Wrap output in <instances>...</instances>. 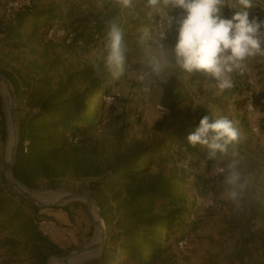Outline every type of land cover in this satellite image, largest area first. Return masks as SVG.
Wrapping results in <instances>:
<instances>
[{
    "label": "trees",
    "instance_id": "trees-1",
    "mask_svg": "<svg viewBox=\"0 0 264 264\" xmlns=\"http://www.w3.org/2000/svg\"><path fill=\"white\" fill-rule=\"evenodd\" d=\"M137 9L141 13V5ZM119 16L118 9H109L102 14L70 20L65 13L58 15L49 8L36 10L31 0L30 7L2 16L0 33L15 47L28 34L48 40L69 39L83 47L103 46L108 22L119 23ZM50 30L53 33L49 37ZM58 30L62 34L57 36ZM87 72L92 74L94 69ZM0 74L11 83L17 101L19 139L12 166L14 178L31 188L39 178L53 183L66 174L74 179L102 176L90 180L89 189L105 223L106 241L98 257L83 264H157L171 240L177 245L185 237L184 230L200 220L195 214V197L187 202L184 194L185 173L208 170L215 175L212 169L218 162L207 159L206 149L187 142L188 135L206 114L196 115L192 110L194 97L183 76L202 82L207 75L188 74L176 68L160 83L158 102L165 110L151 126L158 135L156 139L135 144L119 157L104 161L97 157L96 149L87 145V136L107 121L106 128L111 125L110 105L104 99L107 87L93 83L91 75L86 73H69L64 81L30 75V71L21 72L12 67L0 69ZM240 79L241 89H229L214 98L219 110L215 118L227 117L233 121L231 110L239 109L248 114L264 113V80L256 84L249 98L248 87ZM95 92L98 95L93 103ZM249 102L253 111L246 109ZM215 118L209 116L210 122ZM5 138L6 124L0 105V141L4 142ZM6 183L0 171V232L7 229L8 234L25 238L27 264H47L52 255L64 252L59 243L62 224L58 222V232L52 237L42 236L36 220L53 215L41 213V207L18 195ZM35 195L39 197L38 193ZM25 208L29 210L27 214ZM49 209L67 210L68 206ZM67 216L71 219V214ZM14 243L17 245L19 241Z\"/></svg>",
    "mask_w": 264,
    "mask_h": 264
},
{
    "label": "rangeland",
    "instance_id": "rangeland-1",
    "mask_svg": "<svg viewBox=\"0 0 264 264\" xmlns=\"http://www.w3.org/2000/svg\"><path fill=\"white\" fill-rule=\"evenodd\" d=\"M3 1L0 0V5ZM32 2L36 10L49 8L58 15L65 13L70 20L102 14L109 9H118L121 19L118 25L124 32L127 48L124 75L119 80H114L107 72L104 67L106 53L103 46L83 47L75 45L69 39L48 40L34 34L25 35L19 46L15 47L11 42L4 40L0 33V69L12 67L21 72L30 71V75L50 76L53 81H64L69 73H86L91 75L93 83L101 84L103 88L107 87L108 94L104 99L110 105L111 125L106 128L107 121L98 130L90 131L87 136V145L91 149H96L97 157L104 161L119 157L135 144L154 141L158 135L152 131L151 126L163 114L158 102L160 83L178 68L174 65L176 62L174 48L178 37V21L186 14L184 10L169 11L173 19L168 27L163 20L168 38L162 40V44L167 54L166 58L173 65H169L161 77L154 78L150 91L144 92L136 76L145 67L147 54L155 48V45L148 40L142 45L140 37L146 30L157 34L154 25L161 18L145 7L146 0H134V6L130 9L122 8L116 0H32ZM140 5L143 10L140 9L141 13L137 9ZM252 9H249L250 17L253 13ZM235 11L236 9H233L229 13L227 7H224L222 15L230 19ZM259 19L264 20V11L260 13ZM248 64L257 85H260L264 80V57L257 56L248 61ZM90 69H94L92 74L87 72ZM183 79L194 97L192 110L196 115L206 114L212 118L217 117L219 110L213 103L214 98L220 97L227 90L220 92L216 87L217 81L210 75H207L202 82L189 79L188 75H184ZM232 79L234 87L231 89H241V79L237 73L232 74ZM95 94L96 96L91 100L93 103L97 100L98 93ZM0 105L6 129L8 124L7 142L0 141L1 170L6 158L8 133L11 129L8 114L9 98L2 84H0ZM231 114L240 130L239 144L230 146L229 155L223 157L218 155L215 162L227 168L233 159L232 150L238 151L237 159L240 160L238 169L242 173L243 182L246 183L242 193V206L237 207L224 196L226 170L219 175H212L208 170L199 173L186 172L185 182L182 185L184 194L187 202L195 197V214L199 215L200 220L184 230V247H178L171 240V244L157 264H264V147L262 146L264 113L248 114L243 109H239L231 110ZM253 125L259 126V133H252ZM92 179H102V176L74 179L66 174L57 177L53 183L46 178H39L36 185L31 187L35 191L31 192L38 193L39 198L43 200L56 199L67 191L88 192L97 205L96 198L89 189ZM7 186L11 188L8 184ZM209 199H212L214 204L205 206L204 203ZM65 206H68L67 210L41 208V213L53 215L52 218L62 224L59 243L64 252L60 256L92 242L98 233L85 204L73 201ZM23 211L26 214L29 212L28 208ZM68 214H71V219L67 218ZM6 240L9 241L8 244L2 246L1 243ZM15 241L19 243L16 245ZM26 249L25 238L10 235L7 229L0 232V264H27L24 261L27 256ZM94 254L89 253L86 261L98 257ZM49 264L59 263L49 258Z\"/></svg>",
    "mask_w": 264,
    "mask_h": 264
},
{
    "label": "clouds",
    "instance_id": "clouds-1",
    "mask_svg": "<svg viewBox=\"0 0 264 264\" xmlns=\"http://www.w3.org/2000/svg\"><path fill=\"white\" fill-rule=\"evenodd\" d=\"M116 3L125 9L134 6V0H116ZM145 7L161 17L167 27L173 19L169 11L184 10L186 14L178 21L174 65L188 74L202 72L214 77L220 92L234 87L232 74L247 72L248 61L264 57V20L250 19L253 0H146ZM224 7L236 9L230 19L222 15ZM164 38V32L153 34L147 30L140 37L142 45L146 40L155 45L147 54L145 67L136 76L144 92L150 91L154 78L161 77L165 69L173 65L166 58ZM103 47L104 67L114 80H119L125 72L127 48L124 32L115 20L107 24ZM240 135L235 122L227 117L210 122L209 116H204L195 131L188 135L187 142L206 149L207 159L215 160L218 154L228 156L230 146L239 142ZM231 156L233 159L227 165L224 179V196L241 207L246 183L238 169V151L233 149Z\"/></svg>",
    "mask_w": 264,
    "mask_h": 264
},
{
    "label": "water",
    "instance_id": "water-1",
    "mask_svg": "<svg viewBox=\"0 0 264 264\" xmlns=\"http://www.w3.org/2000/svg\"><path fill=\"white\" fill-rule=\"evenodd\" d=\"M0 76L4 79L6 83L7 92L9 95V119L10 122L14 125V134L12 138V144L10 145V159L7 162L3 163L1 167V173L7 182V184L12 187L18 194L22 195L27 201L32 204H35L41 208L46 207H63L70 202L79 201L86 205L87 211L90 213L92 217L93 224L97 227L96 229L99 230V240L97 242H90L85 244L82 247H78L67 254L64 255H52L50 258L54 259L55 261L59 262L60 264H83L86 261V258L89 256V253H95V256H98L102 250V247L106 241V231H105V224L102 223V218L100 215V210L98 206L94 203L91 199L88 192H77V191H68V193L57 201H48L43 200L35 195L31 194L30 191L33 189L24 185L23 183L17 181L12 174V166L15 162V156L18 147V139H19V119H18V112H17V101L16 96L14 94L13 87L9 80L2 74ZM7 142V129H6V138L5 141ZM11 175V179L8 178L7 174ZM92 209L96 211V216L92 215ZM87 254V255H86ZM49 262V260H48ZM47 262V264H48Z\"/></svg>",
    "mask_w": 264,
    "mask_h": 264
},
{
    "label": "built area",
    "instance_id": "built-area-1",
    "mask_svg": "<svg viewBox=\"0 0 264 264\" xmlns=\"http://www.w3.org/2000/svg\"><path fill=\"white\" fill-rule=\"evenodd\" d=\"M254 7L252 9L253 13L250 17L251 18H257L259 19V15L262 11H264V0H254ZM31 6V0H8L5 3L0 5V19L2 18L3 15H10L15 13L17 10H19L22 7H30ZM175 10H182L180 8H173ZM228 12L231 13L233 11L232 8H228ZM155 27H156V32L157 34L160 32H164L165 33V38L163 40H166L168 38L167 36V31L163 22V19H159L155 22ZM53 33V30H50L48 32V36L50 37L51 34ZM57 36L62 34V30H58L56 31ZM249 70L247 72H245L243 75L239 74L238 72H236L240 77L243 78L244 83L246 84V86L248 87V92H247V97L250 98L252 91L256 88V79L255 76L253 75L251 68L248 64ZM247 111H253V106L252 104L249 102L247 104L246 107ZM252 131L257 133L259 131V128L257 125H253L252 126ZM28 143V140L25 141V144ZM262 146L264 147V141L262 142ZM203 166V162H200V167ZM226 170L225 165L221 164V163H216L213 166V173L215 175L221 174L222 172H224ZM205 206H210L213 205V201L212 199H209L206 203H204ZM102 223H104V221L102 220ZM36 224L38 227V230L40 232V234L42 236L45 237H52L53 235H55L58 232V223L57 221L49 216H41L36 220ZM184 239L179 240L177 245L180 248L184 247Z\"/></svg>",
    "mask_w": 264,
    "mask_h": 264
},
{
    "label": "bare ground",
    "instance_id": "bare-ground-1",
    "mask_svg": "<svg viewBox=\"0 0 264 264\" xmlns=\"http://www.w3.org/2000/svg\"><path fill=\"white\" fill-rule=\"evenodd\" d=\"M0 84H2V86L5 88L6 92H7V88H6V83L4 81V79L0 76ZM7 95H8V92H7ZM8 98H9V95H8ZM10 120V119H9ZM7 123H8V120H7ZM10 126H11V129H10V133H8V137H9V142H8V145H7V149H6V158L4 159V162H7L9 161L10 159V145L12 144V138H13V134H14V125L12 124V122H10ZM7 131H8V124H7ZM8 178L11 179V175L8 173L7 174ZM12 188V187H11ZM13 189V188H12ZM14 190V189H13ZM15 191V190H14ZM32 191H35V190H32ZM16 192V191H15ZM31 192V191H30ZM18 193V192H17ZM68 193V191L64 194H62L61 196H59L58 198L56 199H53V200H48V201H57L59 199H61L62 197H64L66 194ZM31 194L35 195L34 193L31 192ZM36 196V195H35ZM37 197V196H36ZM39 198V197H38ZM41 199V198H40ZM92 215L95 217L96 216V211L94 209H92ZM98 230V229H97ZM99 240V230H98V233H97V236L96 238L92 241V242H97ZM52 259V258H50ZM54 260V259H52ZM55 261V260H54ZM57 262V261H56ZM59 263V262H58ZM49 264V262H48ZM60 264V263H59Z\"/></svg>",
    "mask_w": 264,
    "mask_h": 264
},
{
    "label": "crops",
    "instance_id": "crops-1",
    "mask_svg": "<svg viewBox=\"0 0 264 264\" xmlns=\"http://www.w3.org/2000/svg\"><path fill=\"white\" fill-rule=\"evenodd\" d=\"M57 212H58V211H57ZM60 217H62V216L60 215ZM63 218H65V215H63ZM62 221H63V219H62ZM62 221H61V222H62Z\"/></svg>",
    "mask_w": 264,
    "mask_h": 264
}]
</instances>
